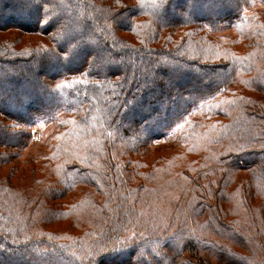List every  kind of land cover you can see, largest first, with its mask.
Instances as JSON below:
<instances>
[{"label": "trees", "instance_id": "16d2710c", "mask_svg": "<svg viewBox=\"0 0 264 264\" xmlns=\"http://www.w3.org/2000/svg\"><path fill=\"white\" fill-rule=\"evenodd\" d=\"M2 33L0 264H264V0H0Z\"/></svg>", "mask_w": 264, "mask_h": 264}, {"label": "rangeland", "instance_id": "374dc122", "mask_svg": "<svg viewBox=\"0 0 264 264\" xmlns=\"http://www.w3.org/2000/svg\"><path fill=\"white\" fill-rule=\"evenodd\" d=\"M11 2H14V0H9ZM17 3V2H16ZM226 5H231L230 3H225ZM221 5H222V2H211L210 6L209 5H201V6H192L191 8H189L188 6H186L185 4H181L179 6V9L183 10V11H188L192 14H201V15H204L205 17L209 16V17H217V16H220L222 14H224V9L221 8ZM209 6V9L207 11H204V9H206L207 7ZM218 7H220L221 9H218ZM180 10V11H181ZM179 15V12H177L176 10H173L171 9L168 14L166 15L167 18H172V17H175V16H178ZM36 19V16H30V17H27L26 18V21L25 23H33ZM3 22H6L5 20H2ZM73 34V33H72ZM7 35L6 34H0V39L2 38H5ZM242 48V47H241ZM87 56L86 55H79V56H76L74 57L71 62L69 63V65H72V66H76V65H79L80 63H82L83 61H85V58ZM69 65H66V66H69ZM65 66V67H66ZM60 68H57V69H54V72L55 71H59ZM186 83H190V85L195 88L196 86H198V82L197 80L193 77V76H190V75H187L186 77H175L174 78V82L171 83L170 87L171 88H174L175 86L179 85V84H185ZM165 90V88L163 89ZM26 93V96L24 97V99L22 100V102L19 104V107L21 106H24L26 105L27 103H29L30 101H32L34 98H35V92L29 88H27L25 85H23V87L21 88V93ZM5 93L7 96L10 95L12 93V91L9 89V88H4L3 92L0 93V97L2 99V94ZM38 94V93H37ZM42 107H45V106H48V104H44V105H40ZM25 107V106H24ZM39 107V106H38ZM158 110H160L159 107H157ZM142 112L143 113H147L148 112V109H142ZM28 115V112L25 111L22 113V116H26ZM45 129H46V126H38V127H34L33 129V135L35 138H39V136L41 135V132H42V135L40 136L39 139H42L40 141H37V143L31 145L30 147L28 148H25L23 149V151L20 153V158L14 160L13 162H11L9 164V166L5 167L4 169L1 170V174L5 177H8L10 180H11V177L9 176V171L11 169V167L13 166H16V167H19L20 169H22L24 166L27 165V163L29 161H33L34 158L36 157V155L42 151L44 149V146L41 145L42 142H43V134L44 135H47L48 133H45ZM39 133V134H38ZM14 181H17L16 182V187H23L22 184H24V182L22 180H18V176H16L14 178ZM68 225L66 223H62L60 225H56L54 226V228L56 230H62L64 228H66ZM14 262V261H13Z\"/></svg>", "mask_w": 264, "mask_h": 264}]
</instances>
